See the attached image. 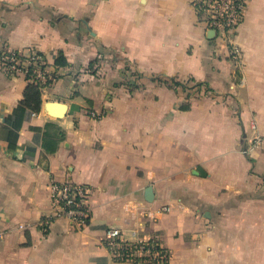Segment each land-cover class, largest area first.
I'll return each mask as SVG.
<instances>
[{"label": "crops", "instance_id": "1", "mask_svg": "<svg viewBox=\"0 0 264 264\" xmlns=\"http://www.w3.org/2000/svg\"><path fill=\"white\" fill-rule=\"evenodd\" d=\"M233 41L236 76L189 0H0V50L35 49L58 75L30 113L17 108L27 79L0 69V264H134L112 260L108 226L157 235L167 264H264V0ZM67 179L90 189L88 224L56 217L42 232L49 183Z\"/></svg>", "mask_w": 264, "mask_h": 264}, {"label": "built area", "instance_id": "2", "mask_svg": "<svg viewBox=\"0 0 264 264\" xmlns=\"http://www.w3.org/2000/svg\"><path fill=\"white\" fill-rule=\"evenodd\" d=\"M249 0H189L196 22L204 27L207 34L213 31L212 38L229 48V56L233 64L234 75H239L240 49L233 41V35L242 21ZM44 54L35 49L26 51L3 48L0 50V69L8 75H22L27 80L35 81L44 88L54 82L58 75L47 68ZM98 62L93 64L97 68ZM138 79V78H137ZM242 78L239 83H242ZM89 116L99 119L103 113L90 110ZM258 141V138H256ZM89 187L69 179L51 180L49 193L52 214L38 221V227L46 232L53 218L65 217L71 224L81 229L88 224L90 206L88 203ZM167 209V207H164ZM24 227L20 224L19 228ZM101 243L108 250L110 257L116 262L134 264H167L170 257L168 249L162 246L157 235H138L135 239L122 237L121 229L108 226L104 230Z\"/></svg>", "mask_w": 264, "mask_h": 264}, {"label": "trees", "instance_id": "3", "mask_svg": "<svg viewBox=\"0 0 264 264\" xmlns=\"http://www.w3.org/2000/svg\"><path fill=\"white\" fill-rule=\"evenodd\" d=\"M55 64H62L64 63L59 59V56L54 59ZM130 70V67L126 66L125 70L123 71V75L127 78H125L124 83L130 88H137L141 86V83L137 81V78L142 77L137 71H129V74H126V71ZM134 75V79L131 77ZM152 81H158L160 83L166 84L168 86L173 87L176 90L184 91L188 96H197L200 91H203L206 93L207 91H210L207 87L206 83L196 81L191 77H184L182 79H176L173 77H164L161 75H152L150 77ZM28 83L25 86L23 97L20 100L18 104V109H27L30 113H36L40 110L41 106V87L38 83L32 80H27ZM201 88H203L201 90ZM182 109H185L188 107V105H182ZM14 110V113L17 111ZM52 123H46L45 127L51 126ZM63 137V131H58V138ZM55 140V139H54ZM56 141H54V145L56 146ZM55 146H52L54 149Z\"/></svg>", "mask_w": 264, "mask_h": 264}, {"label": "water", "instance_id": "4", "mask_svg": "<svg viewBox=\"0 0 264 264\" xmlns=\"http://www.w3.org/2000/svg\"><path fill=\"white\" fill-rule=\"evenodd\" d=\"M207 36H208L209 38H211V37L213 36V31H208V32H207ZM52 104L57 105L60 109H63V107H64V104L61 103V102H50V103H49V105H52ZM56 113H57V114H60L61 111L56 112ZM146 191H147V193H149V188H148Z\"/></svg>", "mask_w": 264, "mask_h": 264}]
</instances>
